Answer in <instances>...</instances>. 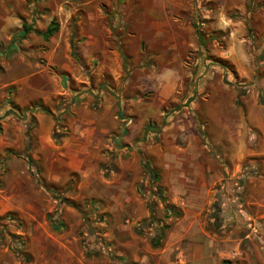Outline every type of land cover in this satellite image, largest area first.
Returning a JSON list of instances; mask_svg holds the SVG:
<instances>
[{"label":"rangeland","instance_id":"374dc122","mask_svg":"<svg viewBox=\"0 0 264 264\" xmlns=\"http://www.w3.org/2000/svg\"><path fill=\"white\" fill-rule=\"evenodd\" d=\"M83 1L0 0V264L264 262V156L235 155L240 118L229 109L244 90L240 100L264 114L263 20L253 17L263 2L246 0L240 72L212 52L228 48L230 28L209 36L207 7L179 12L200 43L186 49L188 69L172 98L156 102L148 92V123L135 125L121 109L128 77L80 61L82 7L95 17L91 33L107 40L120 5ZM228 12L242 17L235 7ZM52 18L59 30L44 39ZM23 23L32 30L17 40ZM60 65L76 69L66 74ZM210 83L218 84L213 96ZM199 99L229 109L227 154L194 114ZM251 123L255 152L262 140Z\"/></svg>","mask_w":264,"mask_h":264},{"label":"crops","instance_id":"0c3cea01","mask_svg":"<svg viewBox=\"0 0 264 264\" xmlns=\"http://www.w3.org/2000/svg\"><path fill=\"white\" fill-rule=\"evenodd\" d=\"M256 1L263 3L258 4L256 2L257 6L253 5L254 9L257 7L253 17L258 20V17L262 15L261 29L264 30V0ZM114 4L120 6H113L114 12H112L111 17L113 23L105 28L110 32L111 28H116L111 36L112 39L107 40L91 33L92 29L98 28L95 17L87 7H82V10L86 12L88 27L86 26V32L83 33L84 39L79 43L81 45L80 61L87 64L95 63L96 70L100 74L113 78L121 75L128 77L124 88L125 90L128 88V91L124 96L128 95L130 100L121 109L125 110L126 119L131 120L133 124L144 125L148 123V92L150 98L155 99L156 102L163 103L172 98L180 85L183 74L188 69L184 64L186 49L195 47L200 43L194 24L187 22L183 16L179 15V12L203 13V9L207 7L204 16L207 17L208 23H203V25L209 28L207 34L209 36L214 30L230 28L228 48L218 54L215 50L212 52L219 57L231 60L236 65L237 70L241 71L238 63L246 58L239 44L241 42L236 40L239 37L241 40H245V38L249 40L246 35H243V20L246 19L243 14H250V10L246 11V0H114ZM233 7L242 16L235 21L228 16V11L232 10ZM99 10L101 13V9ZM119 18L120 23H117ZM259 25L260 22L257 23V28ZM233 27L235 28L233 29ZM196 28L198 30L199 27L196 26ZM260 38L264 43V35ZM214 39L210 38L209 41ZM52 56L53 53L50 60L53 59ZM59 68L66 74L67 72L74 73V69H76V67L72 68L69 65H60ZM80 69L84 68L80 67ZM208 85L212 86L211 95L213 96L216 93L213 86L216 87L218 84L210 83ZM191 92H193L192 88ZM229 99H233L232 91L229 93ZM239 101L240 105L238 106L233 101L232 106L229 105V109L232 111L235 109L240 118L234 124L236 143L233 151H235L236 156H246L250 153L264 156L263 108L257 102L249 104L240 98ZM242 108L246 109L245 114ZM193 109L194 114L197 112L203 124L208 126L209 138L222 142L224 154L232 150L227 146L232 138L229 130L233 126L228 117L227 111L229 109H224L219 101L210 100L202 103L200 99L198 102H194ZM250 121L256 127L257 135L262 140V145L255 152L250 150L247 144V130ZM212 182L213 179L210 178V184ZM202 189L208 190L206 187ZM256 203L259 205L258 202ZM257 264H264V262L258 260Z\"/></svg>","mask_w":264,"mask_h":264},{"label":"trees","instance_id":"16d2710c","mask_svg":"<svg viewBox=\"0 0 264 264\" xmlns=\"http://www.w3.org/2000/svg\"><path fill=\"white\" fill-rule=\"evenodd\" d=\"M59 29V23L57 21V19L52 18L50 20V22L48 23V25L46 26V28L40 32V34L42 35V37L44 39H48L51 36H53ZM32 30V26L31 25H27L25 23L22 24V28L21 30H19V32L17 33V40L20 39H24L27 35V33H29ZM245 91L244 90H238L237 91V99H236V103L240 104L239 98L244 95Z\"/></svg>","mask_w":264,"mask_h":264}]
</instances>
